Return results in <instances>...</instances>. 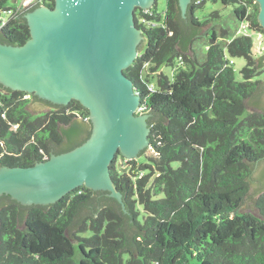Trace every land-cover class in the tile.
<instances>
[{"label": "trees", "instance_id": "1", "mask_svg": "<svg viewBox=\"0 0 264 264\" xmlns=\"http://www.w3.org/2000/svg\"><path fill=\"white\" fill-rule=\"evenodd\" d=\"M209 1L232 10L202 19L197 11ZM7 5L0 0V12L17 9ZM42 5L55 0L16 12L0 42L26 43V13ZM259 11L255 0H192L187 17L179 0H167L164 11L157 1L136 8L145 44L125 72L141 96L139 112L150 114L151 133L143 160L119 153L111 165L123 202L86 186L48 205L0 196V264H264V190L256 214L240 212L254 168L264 163ZM244 23L250 35L239 33ZM237 57L246 61L241 81ZM36 99L0 83V167L33 165L90 137V111L81 102L40 99L51 109L34 115Z\"/></svg>", "mask_w": 264, "mask_h": 264}, {"label": "water", "instance_id": "2", "mask_svg": "<svg viewBox=\"0 0 264 264\" xmlns=\"http://www.w3.org/2000/svg\"><path fill=\"white\" fill-rule=\"evenodd\" d=\"M259 22L264 28V0ZM192 0H179L187 17ZM156 0H55L26 13L31 37L23 45L0 42V83L57 105L78 100L90 111L93 130L77 147L29 166L0 167V196L23 205H48L79 186L109 191L121 203L111 165L121 153L138 158L150 145V114L138 113L141 96L126 74L145 40L136 8ZM51 109L32 102L40 114ZM264 163L254 168L252 189L240 212L257 213Z\"/></svg>", "mask_w": 264, "mask_h": 264}, {"label": "rangeland", "instance_id": "3", "mask_svg": "<svg viewBox=\"0 0 264 264\" xmlns=\"http://www.w3.org/2000/svg\"><path fill=\"white\" fill-rule=\"evenodd\" d=\"M157 1V7L160 11H164L165 8H166V2L167 0H156ZM25 0H8V7H12V8H15V7H18L19 5H21L22 3H24ZM214 10H221L223 14H225V16H227L230 11L232 10V7L230 6H223V4L221 2H217V3H214V2H207L206 5L197 11V15L200 17V18H204L206 17L210 12L214 11ZM229 20V25L232 27V28H235L236 27V23L235 21L232 20V18H228ZM254 39H255V50L256 52L258 53H263L264 54V41H261L262 40V37H259V36H256L254 34ZM144 44H145V40L141 46V51L143 50V47H144ZM140 51V52H141ZM234 62H235V77L237 80H242V75H241V69L245 66L246 64V61L244 58H240V57H237L234 59ZM168 70V69H166ZM250 112V111H249ZM152 154V151L149 149L146 151L145 155H151ZM139 160H143L144 157L141 156V158L138 157ZM126 161L125 159L123 158H119L116 162V166L117 168L119 169H123L126 165H125ZM252 189V184H251V188L250 190Z\"/></svg>", "mask_w": 264, "mask_h": 264}, {"label": "built area", "instance_id": "4", "mask_svg": "<svg viewBox=\"0 0 264 264\" xmlns=\"http://www.w3.org/2000/svg\"><path fill=\"white\" fill-rule=\"evenodd\" d=\"M38 1L39 0H25V2L22 3L21 5H19L16 10L9 9L7 11L6 10L5 11H1L0 12V29L7 24V22L11 19V17L16 14V12H19L20 10L22 12L26 8L31 7L32 5L37 3ZM239 33H242V34H245V35H250L251 34V32L248 29V24L247 23H244V24L241 25ZM255 35L259 36V37H262L261 34L255 33ZM139 111H140V107L137 110V112L140 113Z\"/></svg>", "mask_w": 264, "mask_h": 264}, {"label": "flooded vegetation", "instance_id": "5", "mask_svg": "<svg viewBox=\"0 0 264 264\" xmlns=\"http://www.w3.org/2000/svg\"><path fill=\"white\" fill-rule=\"evenodd\" d=\"M39 98V97H38ZM34 102H40V103H42V101L40 100V98L39 99H36ZM47 104V103H46ZM49 105V104H48Z\"/></svg>", "mask_w": 264, "mask_h": 264}]
</instances>
